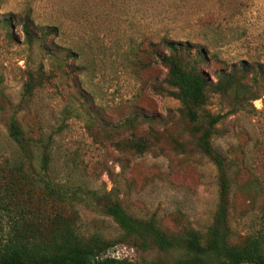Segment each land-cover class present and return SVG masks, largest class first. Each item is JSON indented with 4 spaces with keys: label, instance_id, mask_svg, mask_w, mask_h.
<instances>
[{
    "label": "rangeland",
    "instance_id": "374dc122",
    "mask_svg": "<svg viewBox=\"0 0 264 264\" xmlns=\"http://www.w3.org/2000/svg\"><path fill=\"white\" fill-rule=\"evenodd\" d=\"M26 7L33 10L37 30L57 29L46 46L55 43L73 52L68 67L76 68L75 88L56 71L23 99L27 72L40 65L45 71L54 68L39 42H25L16 17L11 27L2 24L9 13ZM161 37L203 44L215 53L217 60L200 66L210 80L220 68L229 70L240 61L260 62L264 70V0H0V166L17 157L6 128L12 115L28 136L51 137L50 173L59 183L99 194L112 191L130 214L154 217L170 232L187 225L204 230L217 205L215 167L185 131L180 104L167 94L166 69L158 58L151 56L146 66L139 63L147 42ZM79 90L87 96L81 109L74 94ZM257 91L260 97L251 101L255 110L227 115L211 137L212 146L231 163L229 223L236 236L264 225V81ZM228 108L212 95L203 110L215 114ZM135 116V128L116 132L115 125ZM133 132L151 139L147 151L137 154L112 145L113 138ZM76 209L87 232L118 234L116 224L98 209L85 204ZM8 221L0 205V242ZM107 255L139 260L149 254L117 244Z\"/></svg>",
    "mask_w": 264,
    "mask_h": 264
},
{
    "label": "trees",
    "instance_id": "16d2710c",
    "mask_svg": "<svg viewBox=\"0 0 264 264\" xmlns=\"http://www.w3.org/2000/svg\"><path fill=\"white\" fill-rule=\"evenodd\" d=\"M14 17L25 42L30 46L39 42L54 67L45 71L40 65L36 71L27 72L23 99L27 100L36 87L49 83L56 71L71 80L70 85L75 88L76 68L68 67L73 52L55 43L49 46L45 43L48 36L57 35V29L47 25L37 30L31 7L9 13L2 24L11 27ZM147 43L149 49L144 51L142 61L139 58L140 65L150 64L151 56L158 58L166 69L163 82L167 94L180 104L178 113L185 131L196 150L215 167L218 198L211 223L204 230L187 225L170 232L154 217L130 214L111 195L112 191L99 194L81 186L59 183L50 173L51 137L28 136L18 121L8 115L6 128L17 148V157L12 161L6 159L0 166V205L9 220V229L0 242V264H264V225L243 236H236L230 226L231 163L211 143L216 124L227 115L255 110L251 101L260 97L257 90L259 81H264L263 64L240 61L229 70L220 68L215 79L210 80L200 66L218 57L203 44L166 37ZM75 91L81 109L87 96L81 90ZM212 95L225 100L227 111L213 114L203 110ZM66 108L64 113H69L71 109ZM136 121L137 116L125 119L115 125L116 132L135 128ZM112 143L118 150L141 154L149 149L151 139L133 132L128 138H113ZM174 149H180L179 143ZM80 204L92 206L110 217L118 234L107 237L96 231L87 232L79 223L76 205ZM117 244L129 245L149 255L139 260L107 255Z\"/></svg>",
    "mask_w": 264,
    "mask_h": 264
}]
</instances>
